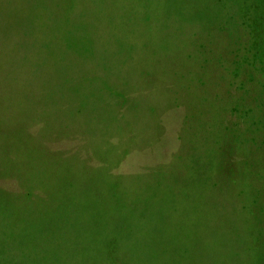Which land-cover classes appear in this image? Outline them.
I'll list each match as a JSON object with an SVG mask.
<instances>
[{"label": "rangeland", "instance_id": "rangeland-1", "mask_svg": "<svg viewBox=\"0 0 264 264\" xmlns=\"http://www.w3.org/2000/svg\"><path fill=\"white\" fill-rule=\"evenodd\" d=\"M79 1L0 0V57L9 38L24 44L97 28V67L79 52L70 59L76 50L65 39L47 40L64 58L49 70L69 77L65 85L63 78L35 89L7 85L3 54L0 99L7 88L32 95L54 86L74 107L93 105L94 95L73 94L98 87L113 92L109 102L123 114L121 128L104 130L114 136L108 148L121 147L119 129L144 137L122 145L130 147L122 156L102 153L97 141L104 154L97 158L87 152L97 151L93 136L72 124L48 136L51 160L38 170L45 182L0 173V264H264V0ZM125 41L132 50L126 66L116 65L120 80L98 65L99 48L112 42L115 51ZM22 101L43 105L38 97ZM47 119L32 118L29 131L38 134ZM68 154H79L74 169L85 167L100 190L86 180L93 194L80 196L68 177L62 182L55 158ZM119 181L129 194L107 199L103 190ZM84 228L97 251L83 242ZM107 233L122 243L100 252Z\"/></svg>", "mask_w": 264, "mask_h": 264}, {"label": "trees", "instance_id": "trees-1", "mask_svg": "<svg viewBox=\"0 0 264 264\" xmlns=\"http://www.w3.org/2000/svg\"><path fill=\"white\" fill-rule=\"evenodd\" d=\"M90 1L97 3V0H81L79 1V3L85 4ZM67 7L68 6H65V9H67ZM83 25L87 26L88 23L84 22ZM88 31V36H85L83 34H76L71 38L70 36H68V31L60 32L58 34H56L55 32L54 33L57 37H59V39L63 38L65 39V42L68 41L69 45L67 50H76V52L71 55L70 59L74 60L76 54L79 52L78 54H80V56L85 55L86 58H89L90 61H88V63H91L95 67H97V28H94V26H88ZM56 36L48 37L47 34L38 35L30 38L34 41H28L30 40L28 39V42L25 41L24 44L18 42L17 40H14L13 38H9L5 42V45L2 46L4 49L2 55L5 54L7 68L9 70L8 72V70H6L5 68L4 59L1 60V68L5 70L3 82L7 75V85H11L13 83L16 84V86L23 84L24 87L27 86L34 89L39 87L40 84H52L55 79V83H58V81L60 82L64 79V83H62L63 85L71 82V80H69V77L66 78V76L61 75L60 73V75L57 74L56 76H54L56 74L55 71L52 70L51 73V71L49 70L53 62L54 66L56 65V60L59 61V64L61 66L64 65V62H62L64 58H62V60L60 61L57 56L58 51H55V48L51 47L49 45V42L47 41L51 38L56 41ZM105 45L106 44L100 45V53L104 54L102 55V57H99L98 65H100V67H102L106 71L114 69L116 71V79L119 78L120 80H122L124 77L120 74V71H117L119 69L116 65L118 64L126 66L129 63L130 58L129 54L127 55L126 51L129 52V50H132V47L130 45L128 46V43L126 41L123 42L115 51H112V42H109L108 45H106L108 47H106ZM90 46H92V49L89 48ZM12 49L16 52V55L11 52ZM139 50H141L140 46ZM21 51H23V55L20 54ZM113 52H118L117 58L113 57ZM14 55L16 56V59H13ZM60 57H62V53ZM65 58L67 57L65 56ZM33 69L38 72L34 79H32L30 76V73ZM12 71L16 72L13 78L9 75V73ZM86 79L89 81L94 78L88 77ZM37 81L39 85L34 84ZM40 81H45L46 83H42ZM52 87L53 91L40 88L41 90L39 91V93L36 92L32 95L27 94V92H29L30 90H15L7 88L8 94L6 96V99H4L5 96L0 99L1 174L19 172L20 174H22L21 176H23L21 182H24L25 184L30 182V180H32L36 176H38L37 180L43 181L44 179L45 182V176H42L40 174L42 170L40 172L38 170L39 168H47L46 165H48L49 161L51 160V157L49 160L46 155V153L49 152L48 136L50 132L52 133V135L59 133L62 134V132H64L65 130L63 128L70 127L72 124L73 126L81 125L78 129L80 130V132L92 135L96 148L97 141H99L98 148L104 154H109L110 150L113 151L112 154H115V150H117L116 153L122 156L124 153L126 154L130 150L129 147V149H124L123 151L122 145L132 141L136 142V140H140L137 138H140L142 135L137 134L135 131H132L131 133V131L119 129L117 131L121 132L119 136L122 139L121 147L117 146L116 148H113L112 146L108 148L114 136H109V132L106 133V131L104 130L111 127V125L115 128L117 126L121 128L120 122L118 121H120V118L123 115L119 113L120 108H117V106L115 107L109 102L108 97L110 99L112 98V91L110 93V96L108 93L103 94L104 89L98 90V87L94 88L92 91H87L86 93H81L80 91L74 92L73 96L78 98H81L80 96L84 97L87 93L90 95H94L90 99V101L93 102V105H87L85 104V102L78 101V103H74L76 105V107H74L71 105V103L65 101L64 92H60V90L57 91L56 87ZM52 93L53 96H50ZM4 94H6L5 91ZM32 97H38L43 101V105L40 104L41 109L36 110L35 108L37 106H35V104L33 105L29 104L28 102L22 101V98L31 99ZM50 101H52V103H50ZM111 102H113L112 99ZM45 105H48L46 109L43 108V106ZM101 106H103L108 111V114L106 111H104V114H100L99 112H97L101 108ZM56 114H59V116ZM109 114H112V116L106 118V116ZM37 115L40 117H46L49 120L47 119L46 124L43 123L44 125L40 132H38V134H32L29 131L27 125L31 121L33 123L36 120V117H38ZM66 116L68 117V120H64L62 118L65 117L66 119ZM32 118L34 121L32 120ZM119 132H117L115 136H118ZM143 137L144 136H142V138ZM98 148L97 151H95V155L91 149H88L87 152L89 155L97 156V158L104 157V154H101ZM55 160L59 162L58 165L60 166V168H62V171L59 174L62 176V182L66 183V181H68V177L70 188H74L75 190H77L76 195L89 196L90 194H93L91 187L86 181L89 180V171L85 167L84 171L82 170L84 173L75 170V167L71 163V161L79 160V154L78 156L77 154H68L67 156L58 155ZM27 167L30 169L29 171L27 170ZM63 167H66L67 169L64 170ZM89 181L93 182V187H97L99 189L96 180L91 177V180ZM130 187L131 186H126L124 183L121 185V181H119V183L116 182L115 185H109L108 188L104 189L103 191H107V199L113 201L117 200L118 193H120L122 190V194L128 195V188ZM137 197L139 196L137 195ZM82 200V202H84L85 198H82ZM76 203L80 204L81 202L77 200ZM72 230H75V227H73ZM3 233H5V230L3 231ZM83 234H85V239H83V242L87 245H96L95 249L97 251V240L93 242L92 238L87 235L88 232L85 231V228L83 230ZM99 242L102 244L99 248L100 252H105V250H108L109 248H112V250H117L120 247L119 244L122 243L120 236H118L117 234L111 235V233H107V236H103V240L101 238ZM129 249H132L131 246L129 247Z\"/></svg>", "mask_w": 264, "mask_h": 264}]
</instances>
